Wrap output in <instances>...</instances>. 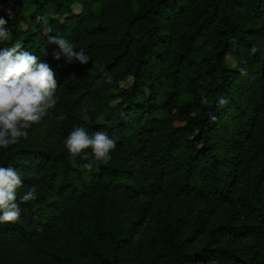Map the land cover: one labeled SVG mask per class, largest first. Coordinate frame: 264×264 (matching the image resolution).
I'll list each match as a JSON object with an SVG mask.
<instances>
[{
	"label": "trees",
	"instance_id": "16d2710c",
	"mask_svg": "<svg viewBox=\"0 0 264 264\" xmlns=\"http://www.w3.org/2000/svg\"><path fill=\"white\" fill-rule=\"evenodd\" d=\"M0 17V51L22 43L59 97L0 149L17 202L37 194L0 224V264H264V0H0ZM81 125L116 141L92 171L63 146Z\"/></svg>",
	"mask_w": 264,
	"mask_h": 264
},
{
	"label": "clouds",
	"instance_id": "9594fccd",
	"mask_svg": "<svg viewBox=\"0 0 264 264\" xmlns=\"http://www.w3.org/2000/svg\"><path fill=\"white\" fill-rule=\"evenodd\" d=\"M51 31V29H49ZM10 37L7 29V21L0 17V40ZM49 44H56L60 52L69 61L75 59L81 65L88 63L90 57L83 49L74 51L71 42L62 36H49ZM258 49L253 46L251 54ZM56 59L60 56L56 55ZM241 75H247V70L241 68ZM106 83H111L108 76ZM57 82L55 74L46 62H43L32 52L25 50L20 42L0 51V149H8L16 145L21 138L27 139L28 129L39 123L49 110L53 109L59 97L56 96ZM201 103H207L205 96L201 97ZM218 106L228 104V100L220 97ZM63 121L65 115L56 117ZM81 119L85 123H91L88 109L81 110ZM216 117L211 116L215 121ZM63 146L71 161L77 157L87 161L83 168L92 171L94 166L100 163H108L111 153L116 147V141L105 131H95L89 134L84 126H75L63 140ZM23 186L21 174L12 167H0V224L14 223L21 215L20 203H27L37 199L36 187L32 186L19 198L18 189Z\"/></svg>",
	"mask_w": 264,
	"mask_h": 264
},
{
	"label": "rangeland",
	"instance_id": "374dc122",
	"mask_svg": "<svg viewBox=\"0 0 264 264\" xmlns=\"http://www.w3.org/2000/svg\"><path fill=\"white\" fill-rule=\"evenodd\" d=\"M6 13L8 15H10V11H9L8 8L6 9ZM208 53H209V50L202 49L199 45H197V52L195 53V55L193 57L198 61V60L206 57L208 55ZM234 64L235 63H234V61L231 58H229V57L226 58V66L227 67H229V68L232 67L233 68Z\"/></svg>",
	"mask_w": 264,
	"mask_h": 264
}]
</instances>
